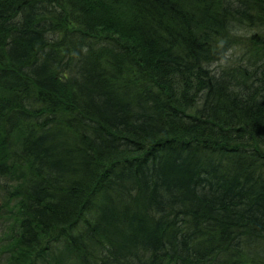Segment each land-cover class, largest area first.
<instances>
[{
    "label": "trees",
    "instance_id": "1",
    "mask_svg": "<svg viewBox=\"0 0 264 264\" xmlns=\"http://www.w3.org/2000/svg\"><path fill=\"white\" fill-rule=\"evenodd\" d=\"M0 234V264H264V0H0Z\"/></svg>",
    "mask_w": 264,
    "mask_h": 264
},
{
    "label": "rangeland",
    "instance_id": "2",
    "mask_svg": "<svg viewBox=\"0 0 264 264\" xmlns=\"http://www.w3.org/2000/svg\"><path fill=\"white\" fill-rule=\"evenodd\" d=\"M0 239H2V234H0ZM61 263H62V261H61Z\"/></svg>",
    "mask_w": 264,
    "mask_h": 264
}]
</instances>
